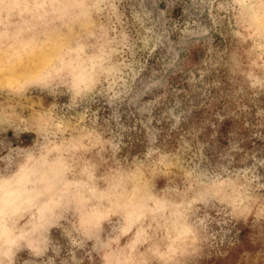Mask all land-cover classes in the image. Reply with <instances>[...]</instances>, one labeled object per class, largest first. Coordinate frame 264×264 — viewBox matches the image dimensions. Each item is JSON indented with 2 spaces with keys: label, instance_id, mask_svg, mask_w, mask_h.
I'll return each instance as SVG.
<instances>
[{
  "label": "rangeland",
  "instance_id": "1",
  "mask_svg": "<svg viewBox=\"0 0 264 264\" xmlns=\"http://www.w3.org/2000/svg\"><path fill=\"white\" fill-rule=\"evenodd\" d=\"M0 264H264V0H0Z\"/></svg>",
  "mask_w": 264,
  "mask_h": 264
}]
</instances>
